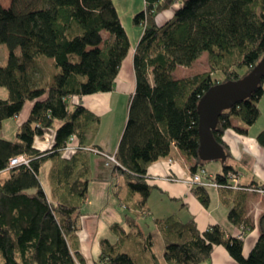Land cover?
Masks as SVG:
<instances>
[{
  "label": "trees",
  "instance_id": "trees-1",
  "mask_svg": "<svg viewBox=\"0 0 264 264\" xmlns=\"http://www.w3.org/2000/svg\"><path fill=\"white\" fill-rule=\"evenodd\" d=\"M11 3L7 8L0 2V45L9 50L7 64L0 66V175H7L4 180L0 176V264H86L79 217L94 180L91 150L99 151L102 120L82 104L73 106L70 99L112 92L132 45L113 0ZM167 11L173 16L160 24L158 17ZM133 20L144 29L134 57L137 88L113 156L114 171L141 196L135 207L144 217L154 189L149 184L151 166L170 157L174 147L196 161L193 174L209 163L199 157L198 104L213 86L244 79L263 59L264 0H146L145 10ZM204 54L210 72L175 78L178 67L189 68ZM41 60H52L57 69L45 83L33 77L38 68L41 71ZM263 96L264 79L250 98L222 114L214 137L227 157L223 135L233 129L232 119L255 126L262 116ZM28 102L34 106L16 140L4 139V122L20 116ZM49 133L55 145L48 151L37 149L36 140ZM72 139L78 144L68 155ZM257 141L264 148V130ZM20 156L30 163L8 169ZM50 161L51 196L40 178ZM224 170L216 177L227 183L233 169L226 165ZM208 191L195 187L191 193L206 207ZM229 213L232 224L250 229L241 210ZM138 215H126L130 234L118 228L125 242L127 235L133 237L134 250H126L123 241L104 240L99 264H161L152 235L143 237L137 228ZM156 224L164 239L166 264L209 263L219 246L238 264H264V232L245 257L244 239L227 236L221 225L201 231L194 219L184 221L178 215Z\"/></svg>",
  "mask_w": 264,
  "mask_h": 264
},
{
  "label": "crops",
  "instance_id": "crops-1",
  "mask_svg": "<svg viewBox=\"0 0 264 264\" xmlns=\"http://www.w3.org/2000/svg\"><path fill=\"white\" fill-rule=\"evenodd\" d=\"M113 1L119 15L121 11L119 7L121 5V8L126 14L127 22L123 20L121 16L120 18L125 30L128 32L132 45L130 55L123 62V66L118 75L119 77L114 86L115 88L112 92L70 99L73 106L82 104L86 109L101 118V132L96 143L99 151L108 156L115 155L121 143L128 122L127 118L130 100L137 88L134 57L135 51L143 36L144 29L140 26H136L133 19L139 12L145 10L146 5V0H139L138 5H136L138 0ZM117 2H121V4L117 6ZM172 16L173 12H165L158 17L159 23L164 24L166 21L170 20ZM103 35L105 39L109 38L108 33L104 32ZM39 65L41 68V76H39L44 79L42 82L45 83L52 78V73L57 69L52 60H41ZM192 66L189 68H192ZM180 68L189 69L181 66L178 67L175 72V78L178 80L182 79L181 77L177 78ZM262 99H264V96ZM33 106L34 103L28 102L22 114L15 117L14 121L17 126L14 130H12L13 128L10 130L11 133L14 131L17 133L22 123L26 122L31 115ZM232 125L233 129L227 130L223 135L229 153L226 163L223 161L209 162L205 164L204 167L198 166L197 170L205 168L209 173L217 176L222 175L225 171V166L228 165L234 172L239 174L240 181L244 186L264 185V148L257 141L258 134L264 130V124L260 125L257 122L255 126L248 127L235 117L232 119ZM236 128L246 133L241 134ZM77 144L78 143L74 141L72 146H77ZM35 145L37 149L43 151L50 150L55 145L54 134L49 133L45 138H38ZM72 152L68 151L67 154L71 155ZM108 162L109 159L106 156L96 153H94V156L91 158L94 180L89 185L88 199L79 217L80 229L78 233L81 242V253L86 260V264H99L98 262L102 253L101 249L104 240L111 241L115 244L123 241L121 244L124 245L126 250H134L133 237L127 235L128 238H126L127 240L125 242L122 240V237H126V235L122 234L121 229H118L119 226H121L126 230V234H130V221L126 217L127 214H139L137 217V228L140 230L143 237L152 235L154 239L153 249L161 264H166V260H164L165 243L156 221L163 222V220L174 215L180 216L184 221L194 219L201 231H206L207 228L211 226L221 225L229 237L239 238L241 234H244L243 253L245 257L249 256L256 246V243L261 238L262 232H264V196L241 191L223 193L210 189L208 191L210 194V205L205 207L200 203L198 198L191 193V190H189L185 183L180 181L169 182L165 180L167 177H174L177 179L188 178L193 174V167L197 165L195 160H187L185 155L176 147L173 148L170 157L161 159L158 163L150 167L149 184H151L154 189L146 205L145 209L147 210V214L144 215V217H140L141 212L135 207L140 202L141 196L132 193L130 189L129 192L126 191L127 200H122L119 195L113 198L115 193L111 184L113 185L115 181L116 185L114 188H116V192H120L121 181L124 180L126 183V179L119 171L115 172V166L113 164H108ZM46 166L49 167L47 172L48 188L43 186L47 194L51 196L48 175L52 168V162L50 161L45 164L44 168ZM112 166L113 169L110 170L108 167ZM4 175L6 174H1L0 176L2 177ZM99 186L104 190L105 202L97 199L93 200V198L90 197L92 189L98 188ZM100 202H102V204L104 203L101 207ZM118 205L124 210V214L121 215L116 213L118 216L113 218H102V214H104L107 209H112ZM231 209L241 210L244 221L250 228L248 231H246L243 226H236L230 222L229 211ZM101 227L107 231L106 235H101ZM117 230H119V232ZM205 264L238 263L229 255L224 247L219 246L215 249L209 263Z\"/></svg>",
  "mask_w": 264,
  "mask_h": 264
},
{
  "label": "water",
  "instance_id": "water-1",
  "mask_svg": "<svg viewBox=\"0 0 264 264\" xmlns=\"http://www.w3.org/2000/svg\"><path fill=\"white\" fill-rule=\"evenodd\" d=\"M253 72L244 79L213 86L201 98L198 106L199 136L201 138L199 157L203 162L227 160L225 148L214 137L219 120L225 111L250 98L264 79V56Z\"/></svg>",
  "mask_w": 264,
  "mask_h": 264
},
{
  "label": "rangeland",
  "instance_id": "rangeland-1",
  "mask_svg": "<svg viewBox=\"0 0 264 264\" xmlns=\"http://www.w3.org/2000/svg\"><path fill=\"white\" fill-rule=\"evenodd\" d=\"M0 2L5 7H10L12 5V3H11L12 0H0ZM118 4L120 5L121 2L120 3L117 2V6H118ZM138 4H139V0L137 1L136 5H138ZM121 6L119 7L120 8L119 10H121L120 11V16L122 17L123 20H125L127 22V20H126V14L123 11V9L121 8ZM139 13H141V12H139ZM8 56H9V50H8V48L6 47L5 44H1L0 45V66L1 67L2 66H5L7 64V62H8ZM37 71L33 74V77H34L35 81H42V80H44V79H42L40 77L41 76V71L39 70V68H38ZM207 72H210V65H209V60H208L207 54H204V55H202L200 57V59L198 60V62L194 66H192V68H189V69H184V68L182 69V68H180L178 70L177 78L178 77H181V78H189V77L198 76V75H200L202 73H207ZM52 74H53L52 76H54L55 72H53ZM50 80H51V78L49 79V81ZM7 93L5 92V94L4 93L3 94L6 95ZM259 106H260V110H261L262 116L259 119L258 124L262 125V124H264V99H262V101L260 102ZM3 125L4 126H3V130L1 132V136L4 139L6 138V139L12 140V141L16 140L17 135H15L16 134L15 131L13 133H11V131H10L12 128H13L12 130H14V128L17 126V124H15L14 119H10V120L5 121ZM108 168L110 170H112L113 169V166L112 167H108ZM48 170H49V167L46 166L42 170L41 176H40V178L42 179L43 185L46 186L47 188H48V180H47V172H48ZM6 178H7V175L2 176V180L6 179ZM115 185L116 184H115V181H114V184L113 185L111 184V186H112V188L114 190V193H115V195H114L113 194V191H112V194L114 195L113 198H116V195L117 196L119 195V196H121L122 200H127L128 197L126 195H127V192H129V188H128L129 186L126 185V183H125L124 180H122L121 181V184H120L121 185V191L120 192H116V188H114ZM216 192H217V190H216ZM104 195H105L104 190H102L101 189V186H99L98 188L92 189V192H91L90 197L93 198V200H96L97 199L99 201H104L105 202ZM137 197H139V196H137ZM100 203H101L100 204V207H101L104 203L103 204H102V202H100ZM116 213L122 215V214H124V210L121 207H119V205L116 206V207H114V208H112V209L109 208V209H107L104 212V214H102V218H109V219H110V217L113 218L115 216H118V214H116ZM101 230H102L101 231V235L102 236L107 234V231L104 230L103 227H101Z\"/></svg>",
  "mask_w": 264,
  "mask_h": 264
},
{
  "label": "built area",
  "instance_id": "built-area-1",
  "mask_svg": "<svg viewBox=\"0 0 264 264\" xmlns=\"http://www.w3.org/2000/svg\"><path fill=\"white\" fill-rule=\"evenodd\" d=\"M74 142V139L71 140L70 146L67 147V151H73L75 150L76 146H72V143ZM91 152L94 154H100L103 156H106L109 159L108 164H113L114 166L117 164V160L115 156H108L105 153H102L98 151L97 149L91 150ZM30 163V160L26 157L20 156L16 159H12L10 163V167L8 169L16 168L19 165H28ZM165 180L169 182H182L185 183L189 190H193L195 187H202L217 191H241V192H247V193H253L264 196V187L262 186H244L241 181L239 174H237L234 171H230L227 177V183H223L217 179L216 176L209 173L208 170L205 168H201L197 170L196 173L192 174L188 178L183 179H177L174 177H167ZM240 239H244L245 235L241 234Z\"/></svg>",
  "mask_w": 264,
  "mask_h": 264
}]
</instances>
